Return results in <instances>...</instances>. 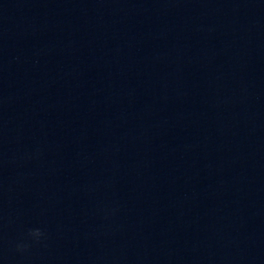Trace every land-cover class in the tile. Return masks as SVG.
<instances>
[{"label": "water", "instance_id": "obj_1", "mask_svg": "<svg viewBox=\"0 0 264 264\" xmlns=\"http://www.w3.org/2000/svg\"><path fill=\"white\" fill-rule=\"evenodd\" d=\"M114 236L98 1L0 0V264H114Z\"/></svg>", "mask_w": 264, "mask_h": 264}, {"label": "clouds", "instance_id": "obj_2", "mask_svg": "<svg viewBox=\"0 0 264 264\" xmlns=\"http://www.w3.org/2000/svg\"><path fill=\"white\" fill-rule=\"evenodd\" d=\"M45 236V233L40 228L30 229L27 233V238L31 239L35 243L39 244L42 238ZM30 247L28 243L23 241L16 244V250L18 252H25Z\"/></svg>", "mask_w": 264, "mask_h": 264}]
</instances>
